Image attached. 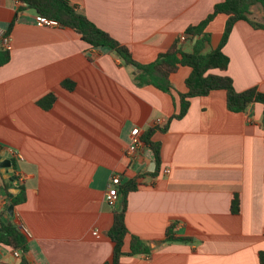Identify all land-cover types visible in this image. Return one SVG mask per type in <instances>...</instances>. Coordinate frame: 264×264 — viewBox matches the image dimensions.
I'll use <instances>...</instances> for the list:
<instances>
[{
  "label": "crops",
  "instance_id": "1",
  "mask_svg": "<svg viewBox=\"0 0 264 264\" xmlns=\"http://www.w3.org/2000/svg\"><path fill=\"white\" fill-rule=\"evenodd\" d=\"M65 1L148 64L223 0ZM36 15L17 0H0V33L10 37V60L0 67V163L10 161V169L0 168V213L29 233V264L111 260L114 208L105 194L114 176L120 185L137 184L127 195L122 252L130 235L152 249L120 264H264V106L232 113L225 92L213 91L169 122L188 67L170 76L171 94L137 87L134 69L116 55L90 48L70 29L37 25ZM226 20L218 14L205 28L207 50L218 46ZM188 38L184 52L192 50ZM222 52L227 70L212 73L229 76L236 92L264 93V30L235 23ZM158 121L166 131L151 137L160 144L156 170L150 149L126 150L132 129L143 134ZM6 187L12 195L24 189L12 216ZM172 223L175 236L191 242L164 243ZM18 262L0 245V264Z\"/></svg>",
  "mask_w": 264,
  "mask_h": 264
},
{
  "label": "trees",
  "instance_id": "2",
  "mask_svg": "<svg viewBox=\"0 0 264 264\" xmlns=\"http://www.w3.org/2000/svg\"><path fill=\"white\" fill-rule=\"evenodd\" d=\"M26 10H33L35 14L41 15L56 22L59 26L70 29L80 36L82 42L90 48L105 49L113 55L124 67H134L132 81L137 87L152 86L157 90L171 94L172 85L170 76L177 72L180 67H188L190 73L185 79L186 92L179 94V111L169 118L171 120L182 119L190 105V100L197 97H206L213 91H224L226 94V108L232 113H243L254 104L264 106V93L256 87L236 92L232 79L227 75H218L212 71L226 72L229 59L222 52V48L228 40V36L235 23L243 21L253 29L264 30V22L251 18V10L259 6L264 14V0H223L215 4L212 12L197 25L189 26L184 34L190 42H194L191 52H184L182 42L177 39L168 50L158 54L156 59L148 64H139L134 61L127 47L120 44L108 33L97 28L84 15L75 11L65 0H17ZM223 14L227 17L224 31L218 46L207 50L210 44V35L205 32L207 25L217 16ZM187 41V39L185 40ZM10 60L9 51L0 49V67ZM166 125L154 126L147 132L141 134V142L144 147L151 150L154 157L155 169L160 165V144L151 140L155 132H165ZM1 150V149H0ZM11 167L14 162L11 161ZM14 169V168H13ZM17 181V177H15ZM137 189L134 180L120 185L119 194L122 195L118 209L112 212V225L107 236L113 244L111 260L105 264H120L123 257H150L151 247L134 235H130L129 252L123 253L122 246L128 230L125 226V213L127 195ZM8 202L17 206L25 201L24 189L18 187V193L12 195L7 187L4 189ZM236 201V200H235ZM238 211L237 206L233 208ZM0 213V245L9 247L12 251L20 252L17 264H29L27 259L28 240L20 227L11 222H4ZM175 224H170L165 231L164 243H189L190 239L176 237L174 234ZM263 264V262H262Z\"/></svg>",
  "mask_w": 264,
  "mask_h": 264
},
{
  "label": "built area",
  "instance_id": "3",
  "mask_svg": "<svg viewBox=\"0 0 264 264\" xmlns=\"http://www.w3.org/2000/svg\"><path fill=\"white\" fill-rule=\"evenodd\" d=\"M35 21L37 23V25L40 26H57L58 24L52 20H49L41 15H36L35 17ZM179 40L181 42H184L186 40V35L182 34L179 37ZM0 47L3 50H10V37L7 34L4 33H0ZM162 122L158 121L155 126H160L161 127ZM130 143L127 147L126 150V154L127 155H132L134 153H136V151L140 148H142L144 145L141 142V134L138 128H134L132 129L131 133H130ZM169 171L168 170H164L163 174H168ZM120 185V178L118 176H114L111 178L110 183L107 187V191L105 194V202L106 204L111 207V208H115L117 203H118V198H119V190H118V186ZM22 232L27 236V238L29 237V233L25 230V229H21ZM92 236L94 238H99V233L98 231L94 230L92 231ZM13 253V257L15 259H19L20 258V254L18 250L12 251Z\"/></svg>",
  "mask_w": 264,
  "mask_h": 264
},
{
  "label": "water",
  "instance_id": "4",
  "mask_svg": "<svg viewBox=\"0 0 264 264\" xmlns=\"http://www.w3.org/2000/svg\"><path fill=\"white\" fill-rule=\"evenodd\" d=\"M132 69H134V67H132ZM0 168L1 169H10V161L7 159V160L3 161L2 163H0ZM10 181L13 182L14 181L13 178H11ZM121 199H122V195L119 194L118 203H117L115 209L119 208ZM8 214H9V216L13 215V206L12 205H10L8 208Z\"/></svg>",
  "mask_w": 264,
  "mask_h": 264
},
{
  "label": "rangeland",
  "instance_id": "5",
  "mask_svg": "<svg viewBox=\"0 0 264 264\" xmlns=\"http://www.w3.org/2000/svg\"><path fill=\"white\" fill-rule=\"evenodd\" d=\"M253 18L259 22H264V14L259 6L253 8Z\"/></svg>",
  "mask_w": 264,
  "mask_h": 264
}]
</instances>
